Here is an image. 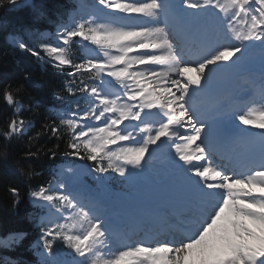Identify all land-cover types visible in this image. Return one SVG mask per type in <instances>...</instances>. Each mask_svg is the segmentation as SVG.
Returning a JSON list of instances; mask_svg holds the SVG:
<instances>
[{
	"label": "snow or ice",
	"instance_id": "1",
	"mask_svg": "<svg viewBox=\"0 0 264 264\" xmlns=\"http://www.w3.org/2000/svg\"><path fill=\"white\" fill-rule=\"evenodd\" d=\"M5 2L16 6L18 0H0V6ZM161 11L180 28L211 30L214 39L200 47L195 60L185 59L189 54L173 42L169 24H159ZM133 15L144 22L126 23ZM75 38L95 46L82 45L86 55L79 62L70 56ZM54 39L55 44L41 42L39 51L22 39L13 41L61 75L71 69L66 75L73 77L66 82V95L54 94L61 104L55 119L29 137V143L47 132L59 139L66 131L70 151L65 155L93 166L80 172L68 168L48 187L29 193L38 210L37 247L42 244L43 264H264V73L258 97H242L243 107L229 117L245 126L236 129L235 139H247L249 126L261 130L258 158L246 157L232 167L215 163L213 129L223 136L230 130L216 119L209 123L193 103L206 71L228 66L254 49L264 61V0H95L93 11L80 15L77 6L67 21L61 20ZM85 74L94 82L80 79L77 84L75 77ZM20 92L11 86L2 92L13 107L12 118L0 128L4 159L7 144L34 127L21 116ZM77 94L86 107L73 99ZM153 145H167L174 153L180 211L167 228L129 243L130 237L114 238L97 205L82 203L74 185L92 174L97 181L108 172L129 177L130 169L143 168ZM39 153L30 147L26 158ZM9 191L18 203L19 190ZM24 235L13 234L6 244H18ZM60 243L74 254L70 262L45 258L57 256ZM114 245H119L115 251Z\"/></svg>",
	"mask_w": 264,
	"mask_h": 264
},
{
	"label": "trees",
	"instance_id": "2",
	"mask_svg": "<svg viewBox=\"0 0 264 264\" xmlns=\"http://www.w3.org/2000/svg\"><path fill=\"white\" fill-rule=\"evenodd\" d=\"M31 7H22L15 11L7 12L0 22L2 29H8L14 22H26L31 26L40 25L33 20L42 12L47 17L58 6L66 5V0H32ZM8 6L5 2L0 6V13ZM25 74L28 78L25 79ZM66 82L65 76L55 74L48 69L41 70L32 59L10 46L0 33V128L6 126L10 119L11 109L3 98L2 92L6 87L21 88L18 95L24 104L28 106L26 116L35 119V126L28 135L20 140H12L7 144V159L0 157V226L6 229L19 226L24 223L20 212L13 213V197L9 189L17 187V183H30L37 186L39 180L45 181L43 169L47 168V160L51 152L57 150L66 140L63 131L57 139L50 132L42 134L38 141L29 143V137H34L37 131H41L45 123H50L46 118L49 109L48 104L54 101L52 94L62 92ZM31 147L32 151L40 149L37 157L26 158V153ZM5 149V142L0 138V152ZM38 173V175L36 174ZM41 176V177H40Z\"/></svg>",
	"mask_w": 264,
	"mask_h": 264
},
{
	"label": "bare ground",
	"instance_id": "3",
	"mask_svg": "<svg viewBox=\"0 0 264 264\" xmlns=\"http://www.w3.org/2000/svg\"><path fill=\"white\" fill-rule=\"evenodd\" d=\"M86 9H84L85 11ZM144 19V18H143ZM127 23V21H125ZM132 22H135V20H132ZM137 22V21H136ZM167 22L169 24V31L172 34H176L175 38L179 41V46L182 50H184L185 52L189 53V55L191 57L196 58V54L197 51L200 49V47L202 45H205L209 42H211L214 39V34L212 31H210L207 34H204V36H198L197 35H193V31L190 29H187L188 26H185L184 28H180L178 26L175 25L174 21L171 20V18H167L166 21H164L162 23V26L164 25V23ZM141 23L138 22V24L136 25H140ZM194 47V48H192ZM194 60V59H193ZM231 66V64H229L228 66H224L221 67V69L226 70ZM213 72H215L214 70H212ZM240 70H235V69H231L229 68L227 70V72H229V75L227 77L226 80H223L222 82H220V87L214 91L211 95V97L205 102L206 108L203 106H198L196 105L201 112L202 109H206V111L203 113L204 114V118L206 120H209L208 115L215 113V111L217 109H219V107L223 104L221 99L216 97L217 92H225L226 90H224L222 88V84L226 81H231L232 78L235 76V74H237ZM207 77V74H206ZM206 79V78H205ZM206 80H204L205 82ZM203 82V83H204ZM213 84L216 85V82H214ZM206 92V89H205ZM213 143V142H212ZM262 150V145H261V141L260 139H253L251 141V143L249 144V147L247 150H245L243 153L246 154L244 159L246 157H259V154ZM86 179L85 177H83L81 180L76 181L74 188H78L81 189L84 187L82 180ZM166 183V182H164ZM178 181H176L175 183L168 181V185L164 184L165 187L168 188V194L175 196V192L178 190L177 184ZM156 187V185H155ZM164 190H158L156 191V189H154L153 193L150 196V198L152 199V201H158V202H165V206H163L162 204H160L161 208L164 209L165 207H171L174 209V214L180 211V207H179V203H172L173 201H171V199H176V197H172V198H168V199H164V197H166V193H163ZM155 195V196H154ZM139 196V195H138ZM148 196V197H149ZM136 197V196H135ZM147 196L141 197L140 199H138L136 202L133 200V202H135V204L130 208H125L123 209L124 214L126 215L127 219L130 220V222H128V230H133V232L135 231L136 233H140L141 231V227L138 226V224H135L136 222H142V220H146L148 223L153 222V220L158 223L159 222V215L161 214H156L157 211L155 209H153V203L149 204L150 206L146 205V204H142L143 200H146ZM31 198V197H30ZM138 198V197H137ZM148 199V198H147ZM178 202V201H175ZM158 216L156 219H151L153 218V216ZM163 216V215H162ZM173 217V216H172ZM122 222V221H120ZM123 231H125V229H123ZM156 238H161V237H156ZM115 250L117 248L116 245H114Z\"/></svg>",
	"mask_w": 264,
	"mask_h": 264
},
{
	"label": "rangeland",
	"instance_id": "4",
	"mask_svg": "<svg viewBox=\"0 0 264 264\" xmlns=\"http://www.w3.org/2000/svg\"><path fill=\"white\" fill-rule=\"evenodd\" d=\"M84 2H81L82 3V5H88V11H85V12H81V15H86L87 13H89V12H91V11H93V5H95V0H83ZM80 4V3H79ZM77 5H78V3H77ZM98 7V6H97ZM79 10L80 11H84V8L81 6L80 8H79ZM161 12H163V11H161ZM132 17H136V18H138V20H141L140 21V23L142 24L143 22H144V19H143V17H138V16H135V15H133ZM132 17H130V18H128L126 21H128L127 23H129V22H131L132 21ZM134 20V19H133ZM158 21H159V24H160V21H161V18H160V16L158 17ZM133 23H135V25H136V20H135V22H133ZM160 26H162L161 24H160ZM170 36H171V38H172V40H173V42L177 45V40L175 39V35L174 34H171L170 33ZM14 38H18L17 36H8V40L10 41V43H12V44H14ZM19 39V38H18ZM185 59H191V56H189V55H186L185 56ZM193 60V59H192ZM195 60V59H194ZM230 64V63H229ZM229 68H231V66L229 67ZM228 68V69H229ZM228 69H226V71L228 70ZM218 69H214V71H217ZM203 87H205V82L203 83ZM205 89L204 90H200L199 91V93L197 94V96L195 97V99L194 100H196V99H198V98H201V97H203L204 95H205ZM218 98V97H217ZM219 99H221V98H219ZM82 107H86V106H82ZM155 147H151L150 149H154ZM159 148V147H158ZM170 149V148H169ZM163 154H165L164 152H163ZM149 159H153L152 157H150L148 154H145V158H144V160L142 161V164H144V165H146V166H148L149 164H151L152 162L151 161H149ZM68 168H72V169H75V168H77V169H79V171H86L78 162H76V161H70L69 163H67V164H64V165H62L61 167H60V171H59V173H61V172H64L65 174H67L66 173V170L68 169ZM130 171V176L129 177H127V178H124V177H119V178H121V179H123L124 180V187H126V188H129V190H131L130 192H129V194L127 195V196H131V193L132 192H138V191H136L137 189V187L138 186H142V187H144V191L143 192H148L146 189H145V187L146 186H148V185H151V183H147V184H145L146 182H145V179H144V177L145 178H148V179H150L151 177L149 176L150 174H149V172L146 170V167H143L142 169H130L129 170ZM106 175V177H107V179L105 178V176L100 180V181H97V180H95L96 181V185H95V188L96 189H98L99 190V195H103L104 194V190H106V187H107V180L110 178V175H107V174H105ZM95 176V174H92V175H90V176H88V177H91V178H93ZM134 180H138V182H135L134 183ZM177 185V187L179 186V180H178V183L176 184ZM107 192L109 193V194H112V195H114L113 194V192H112V190L110 189V187L108 186V188H107ZM139 194H132V196L134 197V198H139L140 197V195L138 196ZM169 195V194H168ZM114 196H116V195H114ZM136 196V197H135ZM167 196V195H166ZM147 198H150V196L148 197H146V199ZM164 199H168V198H165L164 197ZM151 202L153 203V201H152V199H151ZM12 237V235H7V236H5V237H3L2 239H0V248H2V247H6V246H9L10 244H6V242L7 241H9L10 240V238ZM60 246H63V244L62 243H60L59 244V247ZM58 247V249H57V251H58V255L57 256H55V257H47V254H44V256H45V258H48V259H58V260H61V261H71L73 258H69V257H66L63 253H62V250L60 249ZM68 251H70V249H68ZM42 252V247L40 248V251L36 254V256H35V258H36V260H37V264H43V260H42V257H41V255H40V253ZM14 264H15V261H14Z\"/></svg>",
	"mask_w": 264,
	"mask_h": 264
}]
</instances>
